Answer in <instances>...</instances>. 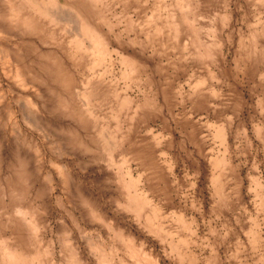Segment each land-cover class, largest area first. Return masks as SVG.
I'll return each instance as SVG.
<instances>
[{
  "label": "rangeland",
  "instance_id": "rangeland-1",
  "mask_svg": "<svg viewBox=\"0 0 264 264\" xmlns=\"http://www.w3.org/2000/svg\"><path fill=\"white\" fill-rule=\"evenodd\" d=\"M0 264H264V0H0Z\"/></svg>",
  "mask_w": 264,
  "mask_h": 264
},
{
  "label": "bare ground",
  "instance_id": "bare-ground-1",
  "mask_svg": "<svg viewBox=\"0 0 264 264\" xmlns=\"http://www.w3.org/2000/svg\"><path fill=\"white\" fill-rule=\"evenodd\" d=\"M4 51V50H3ZM2 53V52H1ZM15 55V54H14ZM6 56V55H5ZM6 58H8V55L6 56ZM9 59V58H8ZM1 60L5 61V64L7 63V61L5 60V57H1ZM7 65V64H6ZM15 68V67H14ZM10 113V112H9Z\"/></svg>",
  "mask_w": 264,
  "mask_h": 264
}]
</instances>
